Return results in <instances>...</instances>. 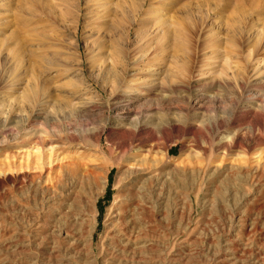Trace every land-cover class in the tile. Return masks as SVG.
Returning <instances> with one entry per match:
<instances>
[{
	"label": "rangeland",
	"instance_id": "374dc122",
	"mask_svg": "<svg viewBox=\"0 0 264 264\" xmlns=\"http://www.w3.org/2000/svg\"><path fill=\"white\" fill-rule=\"evenodd\" d=\"M259 154L264 0H0V264H264Z\"/></svg>",
	"mask_w": 264,
	"mask_h": 264
},
{
	"label": "bare ground",
	"instance_id": "6f19581e",
	"mask_svg": "<svg viewBox=\"0 0 264 264\" xmlns=\"http://www.w3.org/2000/svg\"><path fill=\"white\" fill-rule=\"evenodd\" d=\"M125 5L126 3L121 5L120 10L115 9L114 14L116 17H121V16L128 17L129 15H132L134 13L140 14V9H141L140 3L137 2L136 4L133 5V2H132V4H129L127 7ZM110 12H113V11L111 10L108 13ZM194 25L197 28V25L196 24ZM238 136L236 134L233 140H230V141L236 145H240L242 142V139L240 140ZM225 149H226L225 152L227 153L229 151V145L226 146ZM35 150H38V149H35ZM75 160L76 158L71 159L70 157H63L61 154L56 155L55 157L49 156L44 163H35L33 166H30V177L34 180L38 179L39 181L42 178L44 179V177H46V179L44 180V185L47 191H51L52 194H54L53 192H56V191L62 192L64 189L63 188L64 186L61 183V180L57 181L54 176L56 175V173L65 174V172H68V170L72 168V165L74 164ZM263 160H264V155L262 154L255 155L254 158L252 159V163L255 164L257 166L256 168L258 169V165L261 164ZM139 165L140 164L136 163L134 166H131V169H136L139 167ZM160 200H161V197L158 198V201L156 200V204L154 206L158 208L164 205L167 210V214H168L171 209L170 204H169L170 202L168 201L165 202V201H160ZM138 208H139V205H130V204L128 205V203L123 204V206L119 209L118 213L116 214L115 222L112 226V231H111L112 237L110 240H112L113 242L119 241V244H123V247H128L129 245H131L132 241L134 242L133 237H132V232H134L133 230H135V211ZM92 233H93V230L89 236L90 237L89 238L90 253L94 252L93 243H92ZM64 236H65V239L67 240L68 248L73 249L75 247L76 242L74 238L72 237V235H70V233L67 232L64 234Z\"/></svg>",
	"mask_w": 264,
	"mask_h": 264
}]
</instances>
